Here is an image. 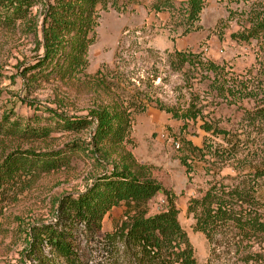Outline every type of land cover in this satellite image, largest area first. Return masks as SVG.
Returning <instances> with one entry per match:
<instances>
[{
    "label": "rangeland",
    "instance_id": "rangeland-1",
    "mask_svg": "<svg viewBox=\"0 0 264 264\" xmlns=\"http://www.w3.org/2000/svg\"><path fill=\"white\" fill-rule=\"evenodd\" d=\"M32 2L27 16L14 24L0 19V162L12 151L49 152L75 140L83 142V149L68 166L35 179L23 177L5 190L0 197V264H25L22 253L30 241L29 225L56 222L60 199L85 191L93 177L111 171L115 163L119 167L128 163L142 166L163 187L148 203L149 215L165 209L170 198L175 201L197 264L207 263L211 246L205 234L193 228L194 218L187 211L191 199L214 185L258 186L263 206L257 212L264 219V177L254 181L253 170L264 166V154L238 150L232 157H220L215 151L230 150L236 139H247L250 129L245 131V111L255 110L263 96L239 99L227 90L237 81L248 80L253 91L258 60L264 61V38L249 37L248 33L255 16H264V0H204L200 20L190 32L173 11L151 10V0L136 5L135 11H103L88 52V75L74 85L64 80L37 82L25 75L26 68L42 53L38 45L44 3ZM7 11L0 7V15ZM176 50L197 58L180 67ZM199 60L219 66L218 75L199 66ZM222 85L224 93L216 89ZM100 105L126 109L131 115V142L126 149L90 151L92 128L75 133L56 131L59 127L51 109L87 117ZM189 110L201 113L186 119ZM16 122L51 131L40 139L19 138L10 132ZM206 123L227 130L229 136L207 131ZM252 136L262 143L264 130L253 128ZM128 152L133 159L127 158ZM126 210L122 205L108 212L103 232L113 231ZM237 233H229V240L220 236L222 243L229 245L220 251L222 257L244 264L238 261L240 255H235L232 238ZM76 234L77 248L87 264H131L121 252L111 253L113 246L104 238L91 237L82 227ZM242 247V256L253 254L263 259L264 235L245 241Z\"/></svg>",
    "mask_w": 264,
    "mask_h": 264
},
{
    "label": "trees",
    "instance_id": "trees-1",
    "mask_svg": "<svg viewBox=\"0 0 264 264\" xmlns=\"http://www.w3.org/2000/svg\"><path fill=\"white\" fill-rule=\"evenodd\" d=\"M32 1L35 0H0V7L8 10L6 15H0V19L7 25H12L25 18L30 5H33ZM144 1L42 0L44 10L41 41L38 45L42 53L26 68L25 75L37 82L64 80L73 85L80 82L88 75V52L96 40L101 12L110 9L118 12L135 11V6ZM203 8L204 0H151L150 3V9L156 13L173 11L172 15L177 14L180 25L185 26L186 32H190L192 26L200 20ZM10 10L12 13L9 14ZM198 28L197 26L196 29ZM248 36L264 38V16H255ZM175 54L180 67L197 58L185 51L176 50ZM198 63L207 71L218 75L219 66L213 62L204 64L199 60ZM258 63L260 67L253 91L248 80L237 81V84L227 90L230 95L239 99L251 94L253 97L263 96L255 110L245 111V131L250 129L247 139H236L230 150L215 148L220 157L225 154L232 157L238 150L250 155L264 154V141H254L252 136L253 128L259 132L264 130L261 128L264 125V61L259 59ZM216 89L224 93V85ZM50 112L59 127L56 131L75 133L92 128L90 145L93 148L90 151L106 153L110 147L124 150L131 142V115L126 109L121 111L115 107L110 109L109 106L100 105L92 109L87 117L62 115L53 109ZM192 113L195 112L189 110L184 117H196L201 112L195 113L196 116L191 115ZM35 129L29 122H16L10 132L23 139H40L51 131L47 127ZM205 129L216 135L222 134L225 138L230 134L227 130L208 123L205 124ZM191 148L201 150L197 146ZM81 149L83 142L75 140L49 152L12 151L0 162V197L7 188L22 181L23 177L35 179L43 173L68 166ZM126 156L133 159L130 152ZM133 166L134 163H128L119 167L115 163L111 171L93 177L85 191L76 196L64 195L59 201L56 222L29 225L30 241L22 253L25 264H87L76 244V233L81 227L91 237L104 238L113 246L111 253L121 252L131 264H197L188 233L179 221V209L175 201L170 198L165 209L149 215L147 205L163 187L149 172L143 171L145 168ZM253 170L256 177L254 181L264 177V166H254ZM251 181L253 180L249 182ZM258 191V186L226 188L214 185L202 196L189 201L187 211L194 218L193 228L205 234L211 246L206 264H238L232 258L222 257L220 251L222 247H229L222 243V238L228 239V234L234 230L239 233L232 235L235 255H240L238 261L244 264H253V261L264 264V258L258 260L256 255L242 256L245 241H253L264 235V219L257 212L263 206ZM122 205L127 206L125 218L113 231L104 233L102 223L105 215Z\"/></svg>",
    "mask_w": 264,
    "mask_h": 264
},
{
    "label": "built area",
    "instance_id": "built-area-1",
    "mask_svg": "<svg viewBox=\"0 0 264 264\" xmlns=\"http://www.w3.org/2000/svg\"><path fill=\"white\" fill-rule=\"evenodd\" d=\"M177 146H178V145H177ZM162 203H166V200H165V199H163V200H162Z\"/></svg>",
    "mask_w": 264,
    "mask_h": 264
}]
</instances>
